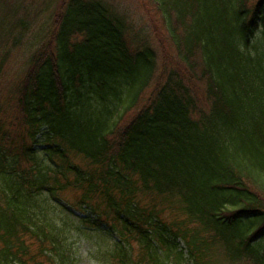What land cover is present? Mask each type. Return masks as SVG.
Segmentation results:
<instances>
[{
	"label": "trees",
	"instance_id": "16d2710c",
	"mask_svg": "<svg viewBox=\"0 0 264 264\" xmlns=\"http://www.w3.org/2000/svg\"><path fill=\"white\" fill-rule=\"evenodd\" d=\"M143 2L178 64L107 0H0V264H264V0Z\"/></svg>",
	"mask_w": 264,
	"mask_h": 264
},
{
	"label": "rangeland",
	"instance_id": "374dc122",
	"mask_svg": "<svg viewBox=\"0 0 264 264\" xmlns=\"http://www.w3.org/2000/svg\"><path fill=\"white\" fill-rule=\"evenodd\" d=\"M35 1H39L38 4H40L41 1L46 0ZM107 1H109L112 5L116 6L120 11H122L126 15L128 22L133 24L134 27L142 28L143 32L145 26L147 27V32H144V35H148L150 39H152V42H154V47L157 48L158 62L160 68H162V66H164L165 64H178V57H176L173 53L174 46L169 37L163 33L160 19L157 18L154 12L153 14H149L146 11L145 7L148 10L149 8L148 5L143 2V0ZM58 4V2H54L52 13H54L55 17L56 14L59 13ZM150 22H155L157 24V31L159 32V35L154 33L153 29L148 25V23ZM44 23V20H42L40 27H42ZM40 31V28L37 27L36 24H34L28 35L33 36ZM159 38L161 40L158 41ZM19 49L21 50L11 55V58L8 60L5 72L0 79V122L4 125V128H7L12 134H16L20 131L18 129L20 124V111L17 107L16 97L14 96L13 91L10 89L9 84L11 82L13 83L18 79L17 77L19 76L21 68L29 58L23 48ZM181 67L182 66L179 65L174 68L182 69ZM200 74V70H198L195 75L200 76ZM194 78L191 81L192 86L195 88L196 85V90L200 91L202 97H204L205 94L202 90L205 85L204 82L199 80L198 77H196V79ZM148 93H150V91ZM77 196L78 192L76 191H70L67 193V198L71 201H74ZM80 241V255L82 256L81 264H102L101 261L98 259V256L95 251L97 249L96 245H94L95 239L89 241L85 238L84 241Z\"/></svg>",
	"mask_w": 264,
	"mask_h": 264
}]
</instances>
